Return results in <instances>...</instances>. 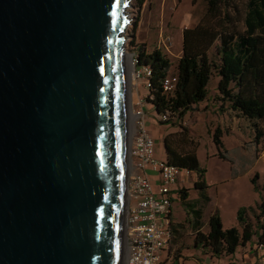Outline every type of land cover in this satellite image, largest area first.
I'll return each mask as SVG.
<instances>
[{
    "label": "water",
    "instance_id": "1",
    "mask_svg": "<svg viewBox=\"0 0 264 264\" xmlns=\"http://www.w3.org/2000/svg\"><path fill=\"white\" fill-rule=\"evenodd\" d=\"M130 0H0V264H121Z\"/></svg>",
    "mask_w": 264,
    "mask_h": 264
},
{
    "label": "trees",
    "instance_id": "2",
    "mask_svg": "<svg viewBox=\"0 0 264 264\" xmlns=\"http://www.w3.org/2000/svg\"><path fill=\"white\" fill-rule=\"evenodd\" d=\"M202 1L205 13L200 21L182 31L181 54L173 73L177 81L171 92H164L162 88V80L169 75L172 64L162 51L148 53L137 47L136 66H147L150 70L148 95L143 100L152 106L156 119L160 114H167L166 122L158 120L161 124L172 122L182 128L163 140L166 162L179 170L195 173L197 180L193 188L198 200L206 204L209 196L204 183L205 170L199 167L195 154L198 144L188 137L184 115L204 105L212 106L220 114L230 110L247 120L264 119V0ZM213 76L217 95L210 98L207 86ZM212 141L218 156L227 159L219 150L223 148L219 128L213 133ZM256 183L254 176L250 179L254 190H257ZM177 193L186 215L193 214L194 225L199 228L201 209L194 210L187 201V189L181 188ZM250 212L253 220L248 217ZM219 215L216 211L209 216L207 232H196L194 243L198 251L219 259L233 256L239 247L252 243L253 238L264 246V196L256 210L238 209L236 219L240 228H223ZM173 231L169 230L168 240Z\"/></svg>",
    "mask_w": 264,
    "mask_h": 264
},
{
    "label": "rangeland",
    "instance_id": "3",
    "mask_svg": "<svg viewBox=\"0 0 264 264\" xmlns=\"http://www.w3.org/2000/svg\"><path fill=\"white\" fill-rule=\"evenodd\" d=\"M204 13L205 3L202 0H197L194 3L192 0H141V4L140 0H130L129 7L126 10V15L130 23L125 29V53L132 60H135L137 47L141 46L150 53L158 49V42L161 36L168 37L171 42L169 52L165 51V49H160V51L172 62L169 74L175 73L177 56L181 52L182 47V31L197 24ZM134 69L139 70L136 63H134ZM135 77L131 76L129 80V105L132 114L138 107L136 103L141 99L143 100L144 94L147 93L146 88L145 92L140 95L142 80H134ZM215 82L216 79L213 76L207 86L208 96L210 98H215L217 95L214 92ZM143 104L145 105L144 100ZM208 110L209 108L202 105L198 109V112L196 111V114L205 121L206 125L208 123L211 124V134H208L207 130L202 134L198 132V134L189 133L190 130H188L187 134L189 139L198 144L195 149V154L200 164L199 167L205 170L204 183L208 188V194L211 196V203L208 208L213 209L215 205H218L222 214V226L223 228L229 229L236 225V223L232 224L231 219L233 209L236 205L244 208L253 207L256 210L258 203L264 196V184L262 182V178L264 177V119L251 121L240 117L230 110H227L224 114H216L217 110H212L213 112L211 113L206 112ZM187 114L184 115L185 120L188 117ZM154 119L150 120L145 115V127L155 139L157 147L158 143H161L162 146V138L165 132L158 131V133L152 134L150 130L154 128L153 125L160 124L164 128H167L168 131H175L177 127H174L172 122L161 124L156 118ZM130 121L132 119L128 116V143L132 123ZM216 125L218 126L215 127ZM219 125H222L227 133L225 137L226 147L228 148L227 152H225V148H221L224 153L228 154L229 152L230 158L227 159L220 158L216 149L217 147L215 144L214 146L212 145V135L220 127ZM184 126L189 128L188 122ZM259 132L260 134H258ZM154 156L164 161L161 148L158 152L154 153ZM239 165L245 166V173L233 179L231 168L232 166L236 167ZM191 174L192 176L195 175L194 172H191ZM187 176L188 174L181 172L179 178L184 180V177ZM254 176L257 179L256 186L258 191L254 190L250 184V179ZM192 181L190 178V181H185L183 185L186 188L192 187ZM152 187L156 189L158 185L154 184ZM192 194L195 195L196 193L192 192ZM173 198H175L172 204L174 215L178 216V214H181L182 207L177 199L176 193H173ZM248 215L250 220H253V214L250 212ZM172 243L168 247L172 256L188 259L186 264H264V246H260L255 238H253L252 243L246 244L244 247H239L233 256H223L219 259L211 258L209 254H204L201 251L194 253L189 248L184 251L173 247ZM125 256V250L123 248V263L121 264L125 263Z\"/></svg>",
    "mask_w": 264,
    "mask_h": 264
},
{
    "label": "built area",
    "instance_id": "4",
    "mask_svg": "<svg viewBox=\"0 0 264 264\" xmlns=\"http://www.w3.org/2000/svg\"><path fill=\"white\" fill-rule=\"evenodd\" d=\"M170 38L162 37L158 49L169 52ZM137 63V55L134 58ZM134 80H144L148 88L150 70L147 66L134 69ZM177 77L169 74L162 80L164 92L174 89ZM133 111L129 145L127 146V196L125 213V263L124 264H175L172 256L163 257L167 246L169 229L168 215L171 212L172 187L179 181L181 172L191 174L187 170H179L166 161L154 156L156 143L145 127V110L143 100H139ZM159 121L166 122L168 115L160 114ZM264 159V157H263ZM157 173V185L146 174V170ZM264 184V177L262 178Z\"/></svg>",
    "mask_w": 264,
    "mask_h": 264
},
{
    "label": "crops",
    "instance_id": "5",
    "mask_svg": "<svg viewBox=\"0 0 264 264\" xmlns=\"http://www.w3.org/2000/svg\"><path fill=\"white\" fill-rule=\"evenodd\" d=\"M180 54H181V52L178 54L177 58H179ZM146 88L147 87L145 86V81L142 80L141 81V86H140V95L145 92ZM146 91H147V93L144 94L145 96L148 95V88H147ZM144 110L146 112L145 114H146L148 119L155 120L154 119V118H156L155 117V111H154V109L152 108L151 105L145 103ZM212 110H215V108H213L211 106V107H209V110L206 111V112L211 113V112H213ZM196 111L197 110L187 114L188 117L185 120L186 123L188 122L189 128L188 127H186V128L188 130H190L189 133L202 134L203 132H205L207 130V133L211 134L210 133L211 124L208 123V125H206L205 121L203 119H201V117L198 114H196ZM216 114H219V113L216 112ZM191 118H193V119H191ZM152 125H153V122H152ZM153 126H154V128L152 130H150L152 132V134H156V133H158V131L165 132L164 135H163V138H162L163 144L161 146V143H158V146L155 148V152H158L160 150V148H161L162 152H163V156H164L163 159H164V161H166V154H165V149H164L165 145H164V141L163 140L169 134L168 132H173V133L180 132V131H182V128L177 123L173 124L174 127H177L175 131H168L167 128H164L160 124H157V125L154 124ZM217 126L218 125H216L215 127H217ZM219 126H220L219 129L221 130V141L223 143V148H225L224 150H225V152H227L228 148L226 147V143H225V137L227 136V133L223 129L222 125H219ZM212 145L214 146V143H212ZM222 149L220 151L227 158H230L229 157V152H228V154L224 153V151H222ZM232 164H233V162H232ZM233 166L231 168L232 169V175H233L232 178L233 179L237 178L241 174L245 173V166L244 165H239V166H236V167H233ZM146 174L151 179V181L156 185L157 184V181H156L157 180V175H156V173H154V172H152V171L147 169L146 170ZM189 176L193 180L191 182L192 183V187L186 188L183 185V183L185 181H187V182L190 181ZM196 180H195V175L192 176V174L188 175L187 177H184V180L179 179V181L172 187V197L171 198H172V204H173V201L175 200V198H173V193L177 194V199H178L177 190H179L181 188L187 189V193H188V198H186L187 201L191 202V206L194 208V210L201 209V211H202V215H201V217L199 219V221L201 222V226L199 228L195 227V225H194V217L192 216L193 214L186 215L187 213H186V211L184 210V208L182 206H181L182 207L181 214H178V216L174 215L173 207L171 205V212L168 215V218H167L168 223L166 222V225H167V228L169 230H174V231L172 232V236H171L170 240H168L167 246L165 247L164 251L162 252V256L163 257L167 258L169 256L170 257L172 256L171 251L168 249L169 244L171 245V242H173L172 243L173 247L182 249L184 251H186L189 248V249L193 250L194 253H197L198 250L196 249V246H195V243H194L195 242L194 241V236H195L196 232L197 231L207 232V230H208V218L214 212L218 211L219 214H220L219 216L221 218L222 214H221V210L218 207V205H215L213 207V209L208 208L209 204L211 203V196L208 194V191H207V194H208L209 198H208V201H207L206 204H203L201 202V200L200 201L198 200V198H199L198 193L193 188V182L196 181ZM155 190H157V188ZM192 192H194L196 194L194 195V194H192ZM239 207H240V205H236L234 207L233 212H232V216H231L232 224L236 223L235 227H238V228H240V227H239V224L237 222L236 216H237V211H238ZM221 221H222V218H221ZM185 255H187V254H185ZM172 258H173V261H174L175 264H186L188 262V259H182L181 257L180 258L179 257L176 258L175 256H172ZM193 258H196V257H193Z\"/></svg>",
    "mask_w": 264,
    "mask_h": 264
},
{
    "label": "bare ground",
    "instance_id": "6",
    "mask_svg": "<svg viewBox=\"0 0 264 264\" xmlns=\"http://www.w3.org/2000/svg\"><path fill=\"white\" fill-rule=\"evenodd\" d=\"M127 54V53H126ZM127 57H128V65H129V71H130V77L132 76V77H135L136 75H135V73H134V66H133V61H132V58H130V56L127 54ZM130 80V79H129ZM131 111V109H130V107H129V113H128V116L131 118V119H133V114L130 112ZM132 121H130V123H131ZM128 130V129H127ZM127 134H128V131H127Z\"/></svg>",
    "mask_w": 264,
    "mask_h": 264
}]
</instances>
